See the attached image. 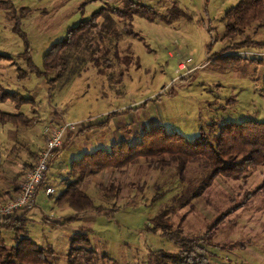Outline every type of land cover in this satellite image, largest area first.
Here are the masks:
<instances>
[{
    "label": "rangeland",
    "instance_id": "obj_1",
    "mask_svg": "<svg viewBox=\"0 0 264 264\" xmlns=\"http://www.w3.org/2000/svg\"><path fill=\"white\" fill-rule=\"evenodd\" d=\"M131 1L151 7L157 16L118 18L117 11L128 14L126 0H0V89L33 100L21 111L39 119L29 128L33 136H43L53 116L55 122L79 124L67 135L75 136L69 148L59 149L61 167L49 172L55 194L46 198L39 189L37 207L25 213L34 216L26 225L29 238L51 250L55 264H68L70 239L82 233L94 254L74 264H150L151 252L181 249L150 229V220L166 210L168 232L201 239L210 264H264V166L239 179L217 177L200 197L181 206L179 197L207 172L204 161L189 163L180 181L168 156L141 158L126 168L87 176L78 185L101 214L50 224L74 214L56 204L70 160L83 150L109 149L118 126L127 128L123 140L134 144L133 130L141 124L160 125L194 142L201 133L212 140L224 124L264 122V49L255 46L264 41V22L231 38L225 36L224 14L239 0ZM101 10L90 44L67 52L64 74L48 89L36 74L43 70L44 55ZM106 16L116 33L101 43L97 31L108 23ZM88 47L96 49L94 61ZM29 139L33 150L38 139ZM8 145L0 148L3 170L7 158L19 162L23 155L22 150L10 153ZM30 169H16L20 182ZM75 178L69 172L66 181ZM2 237L13 245L12 233L2 231Z\"/></svg>",
    "mask_w": 264,
    "mask_h": 264
},
{
    "label": "trees",
    "instance_id": "obj_2",
    "mask_svg": "<svg viewBox=\"0 0 264 264\" xmlns=\"http://www.w3.org/2000/svg\"><path fill=\"white\" fill-rule=\"evenodd\" d=\"M127 12L117 11L116 16L120 19L132 20V16H140L149 21L153 20L157 13L148 6L126 0ZM103 14L99 11L86 21L79 23L70 29L65 38L52 45L43 57V70L36 74L46 80L48 89L52 90L55 83L64 74L68 56L67 52L77 49L82 43L90 44L93 29H96V20ZM107 24L98 31V41L103 42L112 37L114 21L110 17ZM264 22V0H239L238 3L224 14L225 36L234 37L242 34L246 29L255 24ZM127 27V26H125ZM94 39V37H93ZM95 40V39H94ZM257 48L264 49V41L255 43ZM238 48V47H236ZM90 59L94 61L96 49L88 47ZM3 56L0 55V59ZM28 65L32 68L30 59ZM12 101L17 106L30 102L29 99L21 98L18 94L0 89V101ZM34 122L22 113L9 114L0 112V124L28 127ZM211 129H214L213 127ZM214 131H212L213 134ZM70 135L64 142V150L71 139ZM59 150L56 153L60 152ZM55 153V154H56ZM168 156L176 162L178 174L183 178L189 163L202 160L207 166V172L199 179L198 184L192 189L188 188L179 197L181 206L202 195L212 181L217 177L225 179H239L251 168L264 166V122L242 121L238 124H224L218 127V133L213 134L209 140L204 134L194 142L186 140L178 133L166 132L160 125L145 130L137 136L134 144L126 140L110 145L109 149H97L91 153L82 155L79 159L70 163V175L77 180L68 181L63 192L56 198V204L60 207L67 206L74 214L67 219L74 221L79 216L88 212L101 214L103 210L94 206L87 194L83 193L78 185L87 176H91L105 169L120 170L133 165L141 158L154 159ZM44 182V181H43ZM43 182L38 190L42 188ZM18 188L13 193H17ZM5 195H9L6 193ZM0 199L3 196L0 195ZM115 212V211H114ZM167 211L163 210L150 220V229L153 232L160 231L162 237L168 238L180 245L179 252L167 253L163 251L151 252L150 264H210L204 247L199 245L201 239L186 240L179 232H168L170 229L163 221ZM27 219L17 214L0 221V264H55L52 251L38 246L28 236L26 231ZM2 231L12 233L13 245L8 247L2 237ZM205 241V240H204ZM67 255L68 264H74L82 255H93L90 241L85 233L74 234L69 242ZM51 257L54 260H51ZM104 257V256H103Z\"/></svg>",
    "mask_w": 264,
    "mask_h": 264
},
{
    "label": "crops",
    "instance_id": "obj_3",
    "mask_svg": "<svg viewBox=\"0 0 264 264\" xmlns=\"http://www.w3.org/2000/svg\"><path fill=\"white\" fill-rule=\"evenodd\" d=\"M46 86H47V83H46ZM47 88H48V86H47ZM13 93H15V92H13ZM25 99H27V98H25ZM29 100L31 102H33V100H31V99H29ZM0 103H1L0 105L4 104L7 107V109H5L6 111L1 110V108H0V112L9 113V114L22 113L24 115L29 113V112L25 113L26 111L24 113L21 112L23 110V107H25V105H27V106L29 105L28 104L29 102L27 104H23V105H20L17 107H16L15 103H13L12 101H9V100L0 101ZM28 118L34 119V122L31 125H33L34 123H36L39 120V119H36L35 116L28 117ZM55 121H56V116H53V119H51V123L49 124V126L47 128H54V127H57V126H60L61 124H63V122H60V121L55 122ZM6 125H10V124H0V148L3 147L5 143H7V144H9L8 149H9L10 153L14 152L15 154H17L20 152V150H22L23 155H22V158L19 162H11V160H9V158H7L5 163H8V165H7V168L5 170H3V168H4L3 167V160H1V158H0V195L3 194L4 199L11 197L14 194L13 193L14 190H16V188H18V185L20 182L19 181L20 177L18 176L19 173H17V175H16V172H15L16 169L21 167V166H24L25 169L32 166V164L36 160L39 152L45 146V137H46L45 133L41 137H36V136L31 135L32 131H31V129H29L31 127V125L28 127H22V126H16L15 127L13 125H10L9 126L10 128ZM154 126H158V125L149 124L148 126H144L143 124H141V125L135 126V129L133 130V133H134L133 137L135 138V141H136L138 135L142 134L145 130H148ZM20 127L24 128L26 131L19 130L18 128H20ZM146 127H148V128H146ZM117 129H118V135H116V139H115L114 143H118L120 141H123V139H125V137L128 138V135L124 132L127 128L123 129V128H121V126H118ZM29 136L32 139H38V144H36L34 146L33 150H32V147H30L31 143H30V139H29L30 137ZM6 138L8 139L7 141H6ZM70 145H68V146H70ZM67 148H69V147H67ZM67 148H65V149H67ZM85 149H86V146H85ZM84 151H86V150H83L82 152H80V154H78L79 156H77V157L80 158L82 155L86 154ZM82 153H84V154H82ZM87 153H90V152H87ZM61 155H62L61 152H59L56 154L55 157H53L52 164L49 167L48 172L45 175L43 186H42V188H40V189H43L44 197H46V198H50L55 194L54 186H52L49 182H47V178L49 177L50 170L52 171L54 167L55 168L61 167V165H62L61 164L62 162H60L61 157H62ZM79 158H77V159H79ZM77 159L72 158L70 160V162L68 164L69 169H70V163L73 160H77ZM68 173L69 172L66 173L65 178H62V180H60L62 185H63L62 191L60 192V194L65 189L68 181H70V180L66 181V177L68 176ZM47 188L54 189V193L52 195L47 196L45 194V191ZM38 192H39V190H38ZM38 192L36 193L35 206L31 210H29L30 212H33L32 210L37 207L36 206L37 202H38L37 199L38 198L40 199ZM6 193H9V195H5ZM57 206L60 207L59 205H57ZM65 207H67V206H65ZM26 212L18 213L17 216H19V217L23 216L25 219L27 218V223H28V221H30V220L32 221L34 219V216L30 213L29 218H28L25 215ZM34 215H35V213H34ZM72 215L64 217V218L63 217H57V218H55L56 220H52L50 224L56 225L58 227L64 226L65 223L67 222V219H69ZM52 219H54V218H52ZM76 220H74V221H76ZM62 221H64V222L62 224H60ZM68 222H73V221H68Z\"/></svg>",
    "mask_w": 264,
    "mask_h": 264
},
{
    "label": "built area",
    "instance_id": "obj_4",
    "mask_svg": "<svg viewBox=\"0 0 264 264\" xmlns=\"http://www.w3.org/2000/svg\"><path fill=\"white\" fill-rule=\"evenodd\" d=\"M79 124H61L45 130V146L39 152L31 169L28 170L19 184L18 192L11 197L0 199V221L14 214L31 210L35 206L36 193L40 184L44 181L50 162L57 150L62 148L67 135L75 133ZM54 189L47 188L45 194L52 195Z\"/></svg>",
    "mask_w": 264,
    "mask_h": 264
},
{
    "label": "bare ground",
    "instance_id": "obj_5",
    "mask_svg": "<svg viewBox=\"0 0 264 264\" xmlns=\"http://www.w3.org/2000/svg\"><path fill=\"white\" fill-rule=\"evenodd\" d=\"M180 67H182V65Z\"/></svg>",
    "mask_w": 264,
    "mask_h": 264
}]
</instances>
